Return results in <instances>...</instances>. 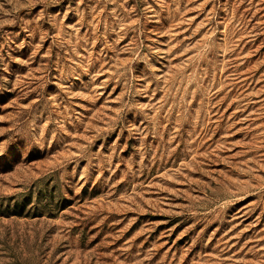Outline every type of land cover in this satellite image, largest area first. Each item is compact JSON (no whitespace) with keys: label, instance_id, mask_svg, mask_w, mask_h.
I'll use <instances>...</instances> for the list:
<instances>
[{"label":"rangeland","instance_id":"374dc122","mask_svg":"<svg viewBox=\"0 0 264 264\" xmlns=\"http://www.w3.org/2000/svg\"><path fill=\"white\" fill-rule=\"evenodd\" d=\"M0 264H264V0H0Z\"/></svg>","mask_w":264,"mask_h":264}]
</instances>
